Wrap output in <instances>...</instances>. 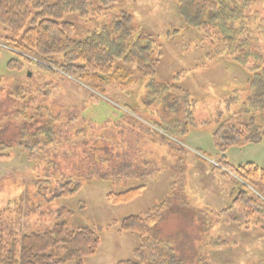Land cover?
<instances>
[{
  "label": "rangeland",
  "instance_id": "1",
  "mask_svg": "<svg viewBox=\"0 0 264 264\" xmlns=\"http://www.w3.org/2000/svg\"><path fill=\"white\" fill-rule=\"evenodd\" d=\"M90 1L92 7L100 4L99 0ZM119 3L133 12L136 34L145 31L161 43L157 76L181 84L195 100L182 111L188 118L189 130L182 133V124L180 132L155 126L151 118L157 115L151 112L158 111L157 105L170 99L164 98L161 103L152 98L151 104L143 101L145 83L129 91L110 86L106 95L93 92L96 96L92 97L86 84L61 75L58 69V73L49 74L34 66L31 73L29 64L6 43V32L0 23L3 236L7 238L14 233L20 238L24 233L47 231L54 226L55 212L66 207L72 211L71 228H89L100 239L98 251L82 264H117L132 260L140 244L139 235L123 230L121 221L164 205L155 233L169 242L167 257L174 264H201L203 258L218 264H264V225H257L256 219L240 226L224 218L220 223L214 212L227 207L231 201H226L227 195L233 190L236 193L239 188L235 185L241 182L218 162L222 157L234 167L254 163L264 168V138L259 143L231 147L225 152L213 140L220 119H226L227 125L248 122V117L239 112L245 99L246 71L235 62L216 56L197 29L184 27L175 0ZM66 17L76 24L78 39L92 29L74 14ZM11 60L23 62L22 66L11 67ZM19 92L27 98L24 103L15 98ZM121 95L124 98L120 99ZM115 99L124 100L123 103L129 100V105L138 106V111L123 107ZM29 105L32 108L26 110L28 118L32 114L38 116L47 107L55 124L50 144L33 158L20 144L19 135H23L20 126ZM162 105L159 108L165 110L168 121L153 119L173 130L178 125L172 123V118L182 112ZM65 112L68 118L63 116ZM262 112L255 118L260 126H264ZM120 154L130 155L120 161L132 164L133 168L121 171L117 179L101 168H112ZM108 157L110 161H105ZM74 173L82 180V187L75 195L58 197L61 178L74 180ZM139 186L144 188L132 201L114 204L108 200L109 193ZM258 220L264 222V213L258 215ZM221 239L226 242L216 245L215 241Z\"/></svg>",
  "mask_w": 264,
  "mask_h": 264
},
{
  "label": "trees",
  "instance_id": "2",
  "mask_svg": "<svg viewBox=\"0 0 264 264\" xmlns=\"http://www.w3.org/2000/svg\"><path fill=\"white\" fill-rule=\"evenodd\" d=\"M99 1V6L92 7L90 0H0V23L6 32L5 41L29 64L31 73L34 66L49 74L58 73V69L61 75H69L86 84L92 93L105 95L110 86L129 91L145 83L141 94L143 101L147 100L151 104L153 98L164 103V98H169L170 101L163 104L164 107H175L181 112L187 104H194L190 92L181 84L157 76L162 57L159 47L162 45L145 31L140 30L136 34L134 15L127 5L120 4V0ZM175 1L183 26L197 29L216 56L235 62L247 73L245 99L239 112L241 116L248 117V122L227 125L226 119H220V124L213 132L215 146L225 152L231 147L261 142L264 126L257 125L255 118L264 111V0ZM69 14L76 15L92 26L83 39L76 38L77 27L74 22L67 20ZM22 63L11 60L9 64L11 67L15 64L21 67ZM93 96L96 94L93 93ZM15 98L23 103L27 100L20 92ZM230 98L225 101L228 102ZM129 102L122 106L136 113L138 106L133 108ZM160 105H157L158 111L151 112L157 115L150 117L155 126L165 131L180 132L182 124V133L189 130L188 118L183 112L180 115L171 112L176 115L172 123L178 125L173 130L155 121L153 118L168 121ZM29 108L32 107L29 105L24 110L25 120L20 126L23 135H19L22 138L20 144L33 158L39 150L50 144V134L55 124L47 107L46 110H40L38 116L32 114L28 118L26 110ZM64 114L68 118V112ZM50 142H53L52 139ZM118 156L121 158L114 160L116 164L112 168L102 166L101 169L107 170L108 176L113 174L120 179L121 171L133 166L120 161L130 155ZM109 158H105V161H110ZM218 162L241 182L237 183L239 190L234 198L227 207L215 212L216 216L242 225L255 219V223L262 224L260 220L257 221V217L264 213V168L254 163L234 167L224 157ZM61 180L58 197L75 195L82 187V180L75 173L74 180L66 177ZM143 188L139 186L109 193L108 200L114 204L132 201L141 194ZM163 208L164 205H158L142 215L129 216L121 221L123 230L139 235L140 244L132 260L119 261L117 264H174L167 257L166 246L169 242L159 239L155 233ZM55 216L54 226L47 231L24 233L20 238L14 233L5 238L3 230H0V264H65L69 261L82 264L86 257L98 251L100 239L96 232L85 227L71 228V210L60 207ZM224 242L223 239L215 241L216 245ZM201 264L215 263L203 258Z\"/></svg>",
  "mask_w": 264,
  "mask_h": 264
},
{
  "label": "crops",
  "instance_id": "3",
  "mask_svg": "<svg viewBox=\"0 0 264 264\" xmlns=\"http://www.w3.org/2000/svg\"><path fill=\"white\" fill-rule=\"evenodd\" d=\"M238 185H237V183H236V185H235V188L237 187ZM233 188H234V186H233ZM226 195V194H225ZM235 195V192H234V190L229 194V195H227V199H226V201L228 202L229 200H232ZM214 212H217V211H214ZM219 221H220V223H221V218L219 217ZM219 221H218V224H219ZM262 224H260V226L261 225H264V222H261ZM235 224V226L237 225V226H240V225H242V224H239V223H234ZM258 225V224H257ZM245 228H248V227H245ZM221 231H223V229H221ZM215 264H218V263H215Z\"/></svg>",
  "mask_w": 264,
  "mask_h": 264
},
{
  "label": "water",
  "instance_id": "4",
  "mask_svg": "<svg viewBox=\"0 0 264 264\" xmlns=\"http://www.w3.org/2000/svg\"><path fill=\"white\" fill-rule=\"evenodd\" d=\"M29 76H30V74H29Z\"/></svg>",
  "mask_w": 264,
  "mask_h": 264
}]
</instances>
